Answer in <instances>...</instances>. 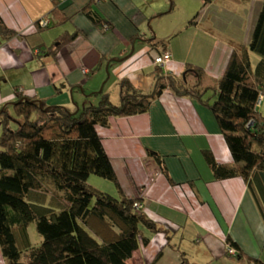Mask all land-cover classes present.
<instances>
[{"label": "crops", "instance_id": "0c3cea01", "mask_svg": "<svg viewBox=\"0 0 264 264\" xmlns=\"http://www.w3.org/2000/svg\"><path fill=\"white\" fill-rule=\"evenodd\" d=\"M60 2L68 18L58 22L54 0H0V16L15 32L0 46V106L18 99V88L79 109L119 85L120 101L124 77L143 90L155 86L165 47L172 54L161 64L167 71L183 75L193 63L210 80L225 73L234 50L216 22L208 30L189 17L168 18L159 29L158 16L166 15L160 1L101 0L108 29L85 13L89 0ZM98 128L125 192L143 198L159 226L133 264H264V219L246 180L217 178L205 158L210 148L219 161H233L208 104L168 86L147 111L113 116ZM108 187L118 190L116 183ZM229 238L240 245L237 254ZM0 264H8L1 243Z\"/></svg>", "mask_w": 264, "mask_h": 264}, {"label": "trees", "instance_id": "16d2710c", "mask_svg": "<svg viewBox=\"0 0 264 264\" xmlns=\"http://www.w3.org/2000/svg\"><path fill=\"white\" fill-rule=\"evenodd\" d=\"M100 1L89 0L83 9L96 25L110 28L97 7ZM211 3L205 0L207 8L189 23L210 30L212 12L204 14ZM51 13H58V22L68 18L59 0ZM14 33L0 16V46ZM229 41L234 50L227 69L210 80L193 63L183 75L157 64L150 90L122 78L120 101L103 90L99 102L72 109L18 88L19 98L0 106V243L8 264H133L135 251L159 226L143 198L125 192L98 127L109 125L113 116L147 111L168 86L216 114L233 161H219L210 148L203 151L205 158L217 178L246 180L264 219V0L251 41L235 36ZM93 174L110 178L118 190L94 184ZM229 239L237 254L240 245Z\"/></svg>", "mask_w": 264, "mask_h": 264}, {"label": "rangeland", "instance_id": "374dc122", "mask_svg": "<svg viewBox=\"0 0 264 264\" xmlns=\"http://www.w3.org/2000/svg\"><path fill=\"white\" fill-rule=\"evenodd\" d=\"M156 1H160L164 3L162 7L163 9L161 10L166 11V15L158 16V19L163 20L162 24L159 26V29L160 28L163 29L165 27L163 24L167 21L168 18L180 22L184 20V18L186 17L192 18L198 13V11L202 10L203 8L205 9L207 8V6H204L205 0H156ZM172 2L173 3L175 2L174 7H172L173 6ZM59 4L62 5L61 2ZM262 4H263V0H253L248 5H244V4L242 5L238 3V1L236 0H212V3L209 5V11H207L208 14L210 11L212 12L209 21L216 22L214 27L217 34L223 37L235 36L238 39L244 40L246 42H250L252 39L253 28L258 20ZM152 6H154V4H152ZM204 15L206 16L207 13L205 12ZM45 21L46 20L44 18L43 23L46 24L47 22ZM165 52H170V51L167 50L165 47L162 54ZM163 63H165V61L162 62V64ZM86 68L88 69L89 67L87 66ZM82 70L83 72H85L86 69L83 68ZM89 71L90 68L88 69L87 72ZM10 74L12 75V73ZM5 85L6 83L3 84V87H6ZM111 86H112L111 87L112 98L113 100L118 101L120 97L119 85H115L116 90H113V85ZM260 107L264 111V96L262 98ZM91 180L94 184L107 189H109L108 187L109 183H111L115 187V182L113 180L97 174H93ZM31 232H32L33 240L37 241L40 238V234L37 231L36 225L34 223L31 225Z\"/></svg>", "mask_w": 264, "mask_h": 264}, {"label": "built area", "instance_id": "2783aa9c", "mask_svg": "<svg viewBox=\"0 0 264 264\" xmlns=\"http://www.w3.org/2000/svg\"><path fill=\"white\" fill-rule=\"evenodd\" d=\"M106 28H108V26H106ZM170 57H171L170 52H165V53H163V54H160V55L157 57V62L160 63V64H162V62L166 61L167 59H170ZM86 67H87V66H86ZM86 67H83L84 69H86L85 72H87L88 69H89V68L87 69ZM229 251H231L232 253H236V248L233 247L232 244H229Z\"/></svg>", "mask_w": 264, "mask_h": 264}]
</instances>
